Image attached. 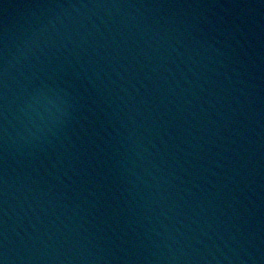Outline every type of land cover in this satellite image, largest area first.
Segmentation results:
<instances>
[{"label": "water", "instance_id": "water-1", "mask_svg": "<svg viewBox=\"0 0 264 264\" xmlns=\"http://www.w3.org/2000/svg\"><path fill=\"white\" fill-rule=\"evenodd\" d=\"M0 260L264 264V0H0Z\"/></svg>", "mask_w": 264, "mask_h": 264}, {"label": "clouds", "instance_id": "clouds-1", "mask_svg": "<svg viewBox=\"0 0 264 264\" xmlns=\"http://www.w3.org/2000/svg\"><path fill=\"white\" fill-rule=\"evenodd\" d=\"M35 99H36L37 102L39 103L40 100H41V97H40V96H37ZM0 264H4V261H3V260H0Z\"/></svg>", "mask_w": 264, "mask_h": 264}]
</instances>
